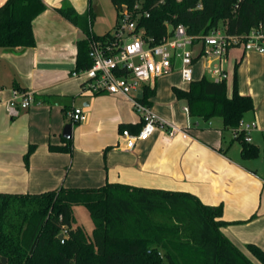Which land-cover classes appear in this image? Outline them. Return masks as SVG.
Segmentation results:
<instances>
[{
	"label": "crops",
	"instance_id": "obj_1",
	"mask_svg": "<svg viewBox=\"0 0 264 264\" xmlns=\"http://www.w3.org/2000/svg\"><path fill=\"white\" fill-rule=\"evenodd\" d=\"M6 1L0 0V6ZM44 1L47 9L33 22L36 44L0 47V192L38 194L62 186L106 183L190 192L204 204L221 205V219L227 222L224 234L255 264H262L247 245L253 243L264 251V53L238 47L222 62L228 73V95L236 78L239 92L253 98L254 109L244 119L259 125L252 133V143L260 148L258 157L243 158L240 141L225 129L221 117L205 120L190 115L186 101L174 91L191 84L183 79L178 65L155 80L156 93L149 100L160 121L185 129L188 136L170 137L158 127L151 137L127 149L120 129L138 127L141 118L122 95L83 92L82 78L72 73L77 69L80 43L89 36L59 12L64 5L83 15L92 10L91 33L104 35L112 31L105 26L100 34L107 13V22L112 25L116 19L117 24L115 6L112 14L100 0ZM200 61L203 65L195 79ZM207 64L197 59L194 80L211 79ZM16 90L33 91L35 101L12 117L9 103ZM75 105L83 107L87 119L73 122L72 152L53 151L51 147L65 143L63 129L72 121L69 113ZM80 206L73 208L75 226H82L76 215V210L83 212ZM93 229L94 223L91 233L86 232L91 235Z\"/></svg>",
	"mask_w": 264,
	"mask_h": 264
},
{
	"label": "trees",
	"instance_id": "obj_2",
	"mask_svg": "<svg viewBox=\"0 0 264 264\" xmlns=\"http://www.w3.org/2000/svg\"><path fill=\"white\" fill-rule=\"evenodd\" d=\"M118 16L124 7L142 13L140 26L157 42L173 27L184 24L190 34H208L220 25L231 34H247L264 22V0H111ZM139 5L138 9L135 7ZM47 9L44 0H7L0 6V47L36 44L34 20ZM59 12L93 35L94 13L80 14L64 5ZM145 12L149 13L147 17ZM88 40L80 43L77 69L90 67ZM192 117H221L225 129L234 130L254 109L253 98L241 94L235 78L228 95L227 81L208 77L191 82L188 89L174 87ZM155 88H146L142 102H150ZM151 103V102H150ZM128 125L121 127L139 131ZM53 151L72 152V138ZM245 159L256 158L260 148L236 137ZM32 148L25 156L29 161ZM85 206L93 219L89 235L75 226L73 208ZM222 206L204 204L186 191L106 183L100 187H60L38 194L0 192V264H255L222 231ZM160 213V214H159ZM164 217L157 218L158 215ZM197 218L201 223L197 230ZM65 232L64 239L59 235ZM198 232V233H197ZM248 250L264 264V251L250 243Z\"/></svg>",
	"mask_w": 264,
	"mask_h": 264
},
{
	"label": "built area",
	"instance_id": "obj_3",
	"mask_svg": "<svg viewBox=\"0 0 264 264\" xmlns=\"http://www.w3.org/2000/svg\"><path fill=\"white\" fill-rule=\"evenodd\" d=\"M138 8L139 5L135 7ZM145 15L148 17L149 13L145 12ZM141 17L139 11L124 7L110 36L88 37L92 65L75 69L72 73L74 77L82 78L84 93L117 94L131 101L142 126L135 133L129 129L120 132L127 149H134L140 141L151 137L158 127L165 128L170 137L188 136L185 129L160 121L150 102H142L145 89L153 88L158 77L173 72L178 65L183 79L191 83L195 63L198 58H203L208 63L211 80L220 82L228 78L222 62L232 48L264 53V22L247 34H231L226 29L217 28L208 34L193 35L184 24L168 25L167 34L157 42L146 34L145 27L140 26ZM140 91L144 93L141 99L138 97ZM34 94L33 91H14L9 114L18 116L22 109L30 108L35 101ZM69 115L73 122L87 119L81 106H73ZM257 129V121L243 118L233 134L235 138L243 134L245 141L252 142V133Z\"/></svg>",
	"mask_w": 264,
	"mask_h": 264
},
{
	"label": "rangeland",
	"instance_id": "obj_4",
	"mask_svg": "<svg viewBox=\"0 0 264 264\" xmlns=\"http://www.w3.org/2000/svg\"><path fill=\"white\" fill-rule=\"evenodd\" d=\"M101 1V3L103 4V6L106 8H110L111 10H112V14H113V12H114V8H113V4H112V2H111V0H100ZM110 11V10H109ZM107 21H109L110 22V19H109V14L107 13L106 14V20L104 19V20H102V29L100 28V34H104V28H106L105 26H109L108 28L109 29H107V30H114V26L116 25V19H115V21H114V23L112 24V25H110L111 23H109V22H107ZM226 29V27L224 26V25H220L219 27H218V29ZM106 32V31H105ZM232 49H238V47H235V48H232ZM243 49V48H242ZM203 61H200V63H198V65H196V67H195V70H196V72H195V79H197V69H199L200 67H202V65H203V63H202ZM79 209H81L83 212H78L77 210H76V215H77V220L79 221V223L86 229V231H88L89 233H91V224H93L94 222L92 221V218H91V216H90V214H89V212H88V210H87V208L85 207V206H80L79 207ZM160 214V213H159ZM159 216L160 217H164V215H158L157 216V218H159ZM199 219L197 218V224L195 225V226H197V230H200V228H201V223L198 221ZM198 233V232H197Z\"/></svg>",
	"mask_w": 264,
	"mask_h": 264
},
{
	"label": "water",
	"instance_id": "obj_5",
	"mask_svg": "<svg viewBox=\"0 0 264 264\" xmlns=\"http://www.w3.org/2000/svg\"><path fill=\"white\" fill-rule=\"evenodd\" d=\"M143 96H144L143 91H140L138 93V97L141 99V98H143ZM73 124H74L73 121H70V122H68L65 125V127L63 129V137H65V138H71L72 137ZM64 237H65V233H61L59 235V238L62 239V240L64 239ZM2 264H7V259L6 258H2Z\"/></svg>",
	"mask_w": 264,
	"mask_h": 264
}]
</instances>
